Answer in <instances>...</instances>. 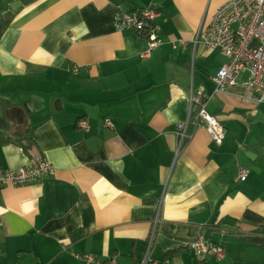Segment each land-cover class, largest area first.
<instances>
[{
	"label": "crops",
	"instance_id": "crops-1",
	"mask_svg": "<svg viewBox=\"0 0 264 264\" xmlns=\"http://www.w3.org/2000/svg\"><path fill=\"white\" fill-rule=\"evenodd\" d=\"M228 1L0 0V174L55 169L0 188V264H264V103L216 94L229 59L195 43ZM148 7L161 45L143 58L115 17ZM192 95L225 139L202 126L178 155ZM200 237L224 258L189 250Z\"/></svg>",
	"mask_w": 264,
	"mask_h": 264
},
{
	"label": "built area",
	"instance_id": "built-area-1",
	"mask_svg": "<svg viewBox=\"0 0 264 264\" xmlns=\"http://www.w3.org/2000/svg\"><path fill=\"white\" fill-rule=\"evenodd\" d=\"M158 15V11L149 7L136 12L120 10L116 14L115 22L120 28L129 27L139 33L148 24L153 23L148 37L149 50L143 58H147L152 50L161 45L159 26L154 24ZM195 43L196 45L203 43L208 49H218L229 59L213 77L216 94L241 89L245 96H250L255 102L264 103V0H229L219 8L213 20L200 30ZM73 73L78 74L79 68H75ZM245 74H248V78L240 81ZM211 98L192 95L189 118L178 123L175 130L179 142L178 155L202 126L207 127L214 142L218 145L223 143L225 130L207 109L206 103ZM195 105L199 108L194 113ZM77 125L84 132L90 129V122L85 118H81ZM105 126L111 128L113 124L107 120ZM54 174L55 169L51 164L44 161L40 155H34L28 168L0 174V188L8 184L38 183ZM248 175L249 170L243 169L241 180L246 181ZM188 249L197 257L222 259L225 256V249L222 246L204 237L191 243ZM106 264H115V260L112 259Z\"/></svg>",
	"mask_w": 264,
	"mask_h": 264
},
{
	"label": "trees",
	"instance_id": "trees-1",
	"mask_svg": "<svg viewBox=\"0 0 264 264\" xmlns=\"http://www.w3.org/2000/svg\"><path fill=\"white\" fill-rule=\"evenodd\" d=\"M149 8H154V7H149ZM154 9H156V8H154ZM152 25H153V23H150V24H148L145 28H144V30L141 32V33H139V34H141V36L142 37H144L145 39H146V41H147V44H148V37H149V34H150V30L152 29ZM148 50H149V45H148V48H147V51H146V53L148 52ZM155 50V49H154ZM153 51V50H152ZM151 51V52H152ZM150 52V53H151ZM143 57V56H142ZM26 149L28 148L27 146L25 147Z\"/></svg>",
	"mask_w": 264,
	"mask_h": 264
},
{
	"label": "water",
	"instance_id": "water-1",
	"mask_svg": "<svg viewBox=\"0 0 264 264\" xmlns=\"http://www.w3.org/2000/svg\"><path fill=\"white\" fill-rule=\"evenodd\" d=\"M26 0H24V2H25ZM13 9H15V8H13Z\"/></svg>",
	"mask_w": 264,
	"mask_h": 264
}]
</instances>
